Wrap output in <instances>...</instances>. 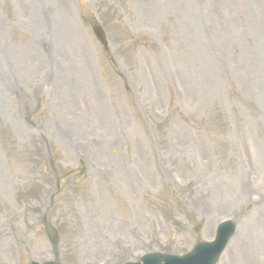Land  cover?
<instances>
[{
    "label": "rangeland",
    "instance_id": "obj_1",
    "mask_svg": "<svg viewBox=\"0 0 264 264\" xmlns=\"http://www.w3.org/2000/svg\"><path fill=\"white\" fill-rule=\"evenodd\" d=\"M227 217L216 264H264V0H0V264L183 254Z\"/></svg>",
    "mask_w": 264,
    "mask_h": 264
},
{
    "label": "water",
    "instance_id": "obj_2",
    "mask_svg": "<svg viewBox=\"0 0 264 264\" xmlns=\"http://www.w3.org/2000/svg\"><path fill=\"white\" fill-rule=\"evenodd\" d=\"M94 32L97 38L104 44L105 41L102 30L99 27H94ZM231 226L232 227L227 225L219 230L215 243H198L189 254L185 255V257L171 259V257L165 255L158 256L156 254H148L144 258V264H161L162 261L164 262L163 264H213L225 245L231 228L233 229V225ZM45 232L52 246H55L58 239L56 231L50 225L45 224ZM31 264L36 263L32 262ZM43 264L57 263L46 262Z\"/></svg>",
    "mask_w": 264,
    "mask_h": 264
}]
</instances>
